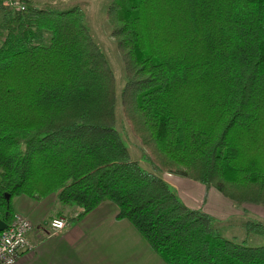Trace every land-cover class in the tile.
<instances>
[{
	"label": "trees",
	"instance_id": "1",
	"mask_svg": "<svg viewBox=\"0 0 264 264\" xmlns=\"http://www.w3.org/2000/svg\"><path fill=\"white\" fill-rule=\"evenodd\" d=\"M25 4L0 7V221L19 196L54 195L74 221L110 201L165 264H264V242L224 237L161 175L264 206V0H112L120 100L83 11ZM119 102L151 170L130 159Z\"/></svg>",
	"mask_w": 264,
	"mask_h": 264
},
{
	"label": "crops",
	"instance_id": "2",
	"mask_svg": "<svg viewBox=\"0 0 264 264\" xmlns=\"http://www.w3.org/2000/svg\"><path fill=\"white\" fill-rule=\"evenodd\" d=\"M12 203L14 215L33 224L28 234L33 249L23 250L17 264H165L129 221L118 219L119 209L110 201L80 221L73 220L77 211L68 213L70 223L58 234H52L50 227L58 218L54 195L41 201L19 196Z\"/></svg>",
	"mask_w": 264,
	"mask_h": 264
},
{
	"label": "rangeland",
	"instance_id": "3",
	"mask_svg": "<svg viewBox=\"0 0 264 264\" xmlns=\"http://www.w3.org/2000/svg\"><path fill=\"white\" fill-rule=\"evenodd\" d=\"M32 1L38 6L45 7L43 0ZM51 2L53 5H49V8L69 10L78 7L83 11L85 24L115 74L120 100L127 84V71L124 55L119 49L117 39L112 35V27L107 19V11L112 0H49V3ZM0 7L5 6L0 5ZM2 20V13L0 12V27ZM117 116V130L121 132L127 142L130 159L139 162L145 170H151L149 165L143 161L145 150L130 131L124 119L120 102ZM161 175L186 206L212 215L215 218L216 227L224 237L249 247L263 244L264 235L251 231L250 227L253 223L261 222L264 224V206L257 204L235 205L221 195L219 196L216 189L208 188L200 182L169 173ZM77 212L79 213V211Z\"/></svg>",
	"mask_w": 264,
	"mask_h": 264
},
{
	"label": "built area",
	"instance_id": "4",
	"mask_svg": "<svg viewBox=\"0 0 264 264\" xmlns=\"http://www.w3.org/2000/svg\"><path fill=\"white\" fill-rule=\"evenodd\" d=\"M0 5L17 11H24V0H0ZM70 223L68 217H58L51 221L52 234L63 231ZM33 229L31 221L20 214L14 215L7 229L0 232V264H17L23 250L33 249L28 234Z\"/></svg>",
	"mask_w": 264,
	"mask_h": 264
},
{
	"label": "water",
	"instance_id": "5",
	"mask_svg": "<svg viewBox=\"0 0 264 264\" xmlns=\"http://www.w3.org/2000/svg\"><path fill=\"white\" fill-rule=\"evenodd\" d=\"M7 227H8V224L6 222L0 221V232L7 229Z\"/></svg>",
	"mask_w": 264,
	"mask_h": 264
}]
</instances>
